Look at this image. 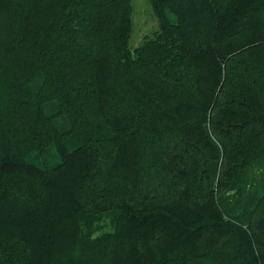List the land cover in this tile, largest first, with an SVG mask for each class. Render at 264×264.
I'll return each mask as SVG.
<instances>
[{"label":"trees","instance_id":"obj_1","mask_svg":"<svg viewBox=\"0 0 264 264\" xmlns=\"http://www.w3.org/2000/svg\"><path fill=\"white\" fill-rule=\"evenodd\" d=\"M0 0V264H264V0Z\"/></svg>","mask_w":264,"mask_h":264},{"label":"rangeland","instance_id":"obj_2","mask_svg":"<svg viewBox=\"0 0 264 264\" xmlns=\"http://www.w3.org/2000/svg\"><path fill=\"white\" fill-rule=\"evenodd\" d=\"M133 30L130 36V45H135L146 33L157 27V20L152 13L148 0H131Z\"/></svg>","mask_w":264,"mask_h":264}]
</instances>
